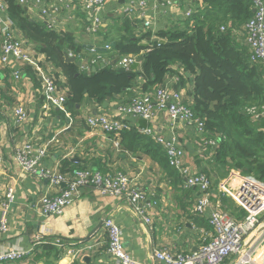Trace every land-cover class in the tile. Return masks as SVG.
<instances>
[{
  "label": "crops",
  "instance_id": "0c3cea01",
  "mask_svg": "<svg viewBox=\"0 0 264 264\" xmlns=\"http://www.w3.org/2000/svg\"><path fill=\"white\" fill-rule=\"evenodd\" d=\"M0 1L6 6L5 1ZM58 1L31 0L30 6H27L29 15L33 19L41 20L39 12L50 3H58ZM68 1L72 4L71 13L75 18L64 22L72 15L70 12H65L59 18V25H63L59 30L70 31L78 41L99 40V37L94 38L87 33L86 27L90 16L84 11L83 0ZM169 1L170 5L158 3L160 11L156 10V4H151L148 9L149 15L157 12L158 30L184 24L189 19L188 11L195 10L202 2V0ZM127 9L132 11L123 15L129 16L135 24L138 23V29H144L140 23L139 5L137 3V6H134L132 0H109L101 13L103 17L101 29L111 24L113 17L121 15V12ZM5 10L1 13L0 26H7L17 36L26 39L18 28L14 29L15 26L9 20L7 7ZM49 10L53 11V9ZM26 41L38 55L36 46L29 40ZM243 41L246 44L245 40ZM92 54L91 51L87 52L88 58L85 60ZM49 67L54 73L53 65ZM27 68L34 72L35 78L28 74ZM16 69L23 73L24 82L14 78L13 72ZM172 71L173 73L167 75L161 86L178 90L183 94L184 99L190 100L192 80L180 79L179 73L183 70L179 64L173 65ZM42 74L38 65L33 62L24 64L11 62L4 66L0 61V154L2 155L0 207L7 199L6 191L9 185H14L16 195L7 212L9 229L7 232H0V246L18 245L31 249L37 247L38 238H45L46 241L59 238L76 246L91 247L84 249L76 258L67 253L61 258L53 257L51 259L53 264H111L108 253L109 234L105 228V219L110 217L122 227L126 248L136 260L144 264H157L155 249H165L171 253L195 250L212 230L208 222V213L199 215L195 211L197 188L185 186L181 176L179 179L174 176L169 177L149 158L123 153L115 143V139H111L109 134L100 129L91 128L86 121L90 115L115 113L119 105L141 91L138 87L141 80L132 89L115 95L102 105L95 104L89 99L80 104L77 111L72 112L66 106H55L45 110L40 81ZM60 81L64 83V78L60 77ZM17 104H24L27 110L29 120L25 132L13 125L11 110ZM127 118H130L135 125L141 126L142 118L136 116ZM147 128L152 130L153 135L163 136L166 139L176 138L184 152L186 164L194 171H204L210 175L212 185L214 184L211 190L214 202L219 203L238 218L242 217L244 211L234 200L231 198L227 200L229 197L219 195L218 184L225 177L221 178L215 172H211L212 154L210 148H205L201 141L203 134L187 126L180 119L170 118L165 111L157 112V116L148 122ZM29 139L36 147L46 148L45 156L40 163L50 170L57 168L61 171V163L66 160L83 163L93 169L122 170L137 176L147 192L148 203L155 208L150 211L153 228L150 229L149 225L141 220L127 199L103 194L92 187L80 188V195L67 206L62 215L41 213L38 206L40 198L45 194L58 193L62 186H52L45 178L22 175L20 166L13 159L14 150L16 146ZM32 259L31 256L11 264H34ZM232 262L228 260L224 264H232ZM35 264H46V261L41 258Z\"/></svg>",
  "mask_w": 264,
  "mask_h": 264
},
{
  "label": "trees",
  "instance_id": "16d2710c",
  "mask_svg": "<svg viewBox=\"0 0 264 264\" xmlns=\"http://www.w3.org/2000/svg\"><path fill=\"white\" fill-rule=\"evenodd\" d=\"M3 1L11 23L53 65L59 84L63 83L60 77L64 78L63 84L68 88L67 109L77 111L87 97L102 105L132 89L139 80L141 91L153 92L173 73V65L179 64L183 70L180 79H191L193 83L192 109L204 120L206 135L201 136V141L207 148V140H216V145L209 147L211 172L224 178L231 169H237L264 181V116L256 117L248 110L252 106L264 107V67L251 61L249 47L233 34L234 29L243 30L253 16L252 0H202L184 24L155 32L143 26L144 29H138V23L129 16L117 15L101 29L95 45L78 41L70 31L50 30L45 22L35 18L32 21L33 17L19 0ZM154 37L165 42L154 41ZM144 42L148 46L142 45ZM107 43L111 44L110 49L104 47ZM93 46L96 53L86 60L100 54L107 58L106 65L101 67V62L93 65L90 72L84 71L76 61L88 58L86 54ZM68 52H73L75 61L66 60ZM141 54L144 58L135 70H122L110 62L125 55ZM93 67L97 70L93 71ZM27 72L35 78L31 69L27 68ZM123 122L124 127L107 133L118 141L120 151L149 158L169 177L179 179L181 174L169 164L163 146L130 118ZM78 168L89 167L66 160L61 163L62 173ZM59 256V249L43 238L32 255V262L44 258L46 264H53L51 259Z\"/></svg>",
  "mask_w": 264,
  "mask_h": 264
},
{
  "label": "built area",
  "instance_id": "2783aa9c",
  "mask_svg": "<svg viewBox=\"0 0 264 264\" xmlns=\"http://www.w3.org/2000/svg\"><path fill=\"white\" fill-rule=\"evenodd\" d=\"M30 1L19 0L23 6L26 5L25 7L30 6ZM108 1L83 0L84 11L90 16L86 30L88 35H92L94 38H100L99 32L103 23L101 13ZM252 1L255 10L253 16L247 21L243 30L234 29L233 34L237 38L245 40L249 47L251 61L260 62L264 67V0ZM132 3L134 6H137V3L139 5L141 25L153 32L158 30L156 25L157 12L154 15H149V7L151 4H156V10L160 11L158 3L170 5L169 0H140L139 2L132 0ZM5 8V3L0 1V17L1 13L6 11ZM49 9H53V11ZM71 9L72 4L68 0H59L58 3H50L46 8H43L39 15L48 29L59 30L63 26L59 25V18L65 12L71 13ZM131 11L127 9L125 12H120L123 15V13L129 14ZM194 12V9L189 10L187 16L190 18ZM74 18L75 15L72 14L64 22ZM0 37L2 39L0 61L4 66L11 62L14 64L33 62L42 71L40 81L45 110H50L55 106H65L68 88L63 83L59 84L49 67L52 65L45 55L41 53L37 55L23 36H17L7 26H0ZM91 43L95 45L96 41ZM104 47L110 49L111 44L107 43ZM90 50L92 53H96L95 46ZM68 54L74 56L73 52H68ZM74 57L76 58V56ZM137 57L138 55H125L121 58H114L110 62L116 67L131 69ZM80 61L81 69L90 72L93 65L101 62L106 63L107 58L96 54L90 60L81 59ZM13 75L17 81L24 82L25 77L20 70H14ZM248 110L256 117L264 116V107L260 109L257 106H252ZM11 111L14 127L25 132L29 117L24 104L15 105ZM159 111H165L170 118L180 119L187 126L206 135L204 120H201L192 109V98L190 100L184 99L180 91L169 86H158L153 92L139 91L127 102L119 105L115 113L90 115L86 121L91 128L108 133L124 127L123 120L127 119L128 116L144 118L150 122ZM141 131L151 135L156 142L163 146L169 164L181 174L185 186L197 188L198 196L195 211L199 215L208 213V222L212 228L210 234L193 251L171 253L165 249H155V262L157 264H224L230 260L233 261L232 264H261L257 253L264 246V181L253 175H244L237 169H231L223 181L218 184L219 195L230 197L236 205L243 209L242 217L238 218L219 203L214 202L210 175L204 171H194L186 164L184 152L176 138L166 139L163 136L153 135L152 130L147 127ZM115 143L119 146L118 141ZM206 143L209 145L208 147L213 148L216 145V140L211 138ZM45 153V147H36L34 142L29 139L16 146L13 157L14 162L20 166L23 176L33 175L45 178L50 181L52 186H62L58 193L45 194L40 198L38 206L41 213L62 215L67 206L80 195V188L92 187L103 194L127 199L141 220L148 224L150 229L153 228L150 211L155 208L152 207L151 203H148L147 192L137 176H132L122 170L104 171L93 168H78L62 173L57 168L50 170L40 163ZM1 161L2 155L0 154ZM6 195L7 199L2 202L0 207V232L3 233L9 229L7 212L16 197L14 185L8 186ZM105 228L109 234L108 253L111 264H144L136 260L126 248L123 242L122 227L113 218L107 217L105 219ZM41 243L42 238H38L37 244ZM48 243L59 249V258L66 253L76 258L84 249L91 247L76 246L59 238H52ZM36 248L25 249L18 245L0 246V264H11L29 258L34 254Z\"/></svg>",
  "mask_w": 264,
  "mask_h": 264
},
{
  "label": "water",
  "instance_id": "95a60500",
  "mask_svg": "<svg viewBox=\"0 0 264 264\" xmlns=\"http://www.w3.org/2000/svg\"><path fill=\"white\" fill-rule=\"evenodd\" d=\"M26 9H28V8L26 7ZM30 19H31L32 21L34 20L33 18H30ZM153 40H154V41L165 42L164 39H160V38H158V37H154ZM142 45H144V46L146 47V46H148V42H145V43H143ZM143 58H144V55H143V54L139 55V56L137 57L136 61L132 64L131 69H133V70L137 69V68L140 66V63H141V61L143 60ZM66 60H67V61H75L76 58H75L74 56H70V55L67 53V55H66ZM76 62H77L78 65H81V61H80V60H77ZM105 65H106L105 63H101V67H105ZM121 69L124 70V68H121ZM96 70H97V68H96V67H93V71H96ZM88 100H89V97L86 98V102H87ZM147 124H148V121H147L146 119L142 118L141 121H140V125H141L142 127H147Z\"/></svg>",
  "mask_w": 264,
  "mask_h": 264
},
{
  "label": "rangeland",
  "instance_id": "374dc122",
  "mask_svg": "<svg viewBox=\"0 0 264 264\" xmlns=\"http://www.w3.org/2000/svg\"><path fill=\"white\" fill-rule=\"evenodd\" d=\"M57 31H61V29L60 30H57ZM68 31V30H67ZM214 185V184H213ZM243 213V212H242ZM264 244V243H263ZM257 256H259V262L261 263V264H264V246L263 247H261V249H259V251H258V253H257Z\"/></svg>",
  "mask_w": 264,
  "mask_h": 264
},
{
  "label": "clouds",
  "instance_id": "9594fccd",
  "mask_svg": "<svg viewBox=\"0 0 264 264\" xmlns=\"http://www.w3.org/2000/svg\"><path fill=\"white\" fill-rule=\"evenodd\" d=\"M139 68V67H138Z\"/></svg>",
  "mask_w": 264,
  "mask_h": 264
}]
</instances>
